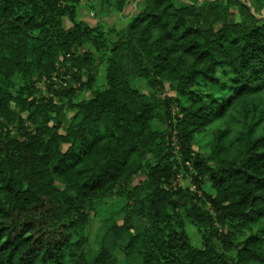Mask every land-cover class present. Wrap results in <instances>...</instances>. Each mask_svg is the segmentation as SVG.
I'll return each mask as SVG.
<instances>
[{
	"label": "trees",
	"instance_id": "1",
	"mask_svg": "<svg viewBox=\"0 0 264 264\" xmlns=\"http://www.w3.org/2000/svg\"><path fill=\"white\" fill-rule=\"evenodd\" d=\"M250 1L0 0V264H264Z\"/></svg>",
	"mask_w": 264,
	"mask_h": 264
},
{
	"label": "rangeland",
	"instance_id": "2",
	"mask_svg": "<svg viewBox=\"0 0 264 264\" xmlns=\"http://www.w3.org/2000/svg\"><path fill=\"white\" fill-rule=\"evenodd\" d=\"M233 12H234V15H235V13H236V9H233ZM82 15H83L84 18L91 20L92 23L95 22V20H94L92 17H89V15L86 14V12L84 11V9L82 10ZM101 79H103V80L105 81V79H104V75H102V78H101ZM103 80L98 81V85H99V86L102 85ZM138 82H139V83H138ZM133 84H134L135 86H139V88L143 89L144 92H147V91H148V88L146 87V83H145V82L140 83L139 80H135V81L133 82ZM85 96H89V95H85ZM72 115H73V112H67V113H66L65 124H68V121H69L68 119H69ZM212 131H213V129H211V130L209 131V133H207L204 137H203V136L201 137V140H202V141H201L200 143H202V146H203L204 143H206L207 141H209L210 136H211V132H212ZM198 148H199V144H198V146H197L196 149H198ZM187 231H188V234H189V236H190V239H191L192 243H193L195 246H199V243H200V239H201V238H200V236H199V234H198V232H197V229H196L193 225H188V227H187Z\"/></svg>",
	"mask_w": 264,
	"mask_h": 264
},
{
	"label": "water",
	"instance_id": "3",
	"mask_svg": "<svg viewBox=\"0 0 264 264\" xmlns=\"http://www.w3.org/2000/svg\"><path fill=\"white\" fill-rule=\"evenodd\" d=\"M205 0H200V2L202 3V2H204ZM208 1H215V0H208ZM243 2H245V3H247L252 9H253V7H252V3H251V1L250 0H242Z\"/></svg>",
	"mask_w": 264,
	"mask_h": 264
},
{
	"label": "built area",
	"instance_id": "4",
	"mask_svg": "<svg viewBox=\"0 0 264 264\" xmlns=\"http://www.w3.org/2000/svg\"><path fill=\"white\" fill-rule=\"evenodd\" d=\"M64 86H67V83H63Z\"/></svg>",
	"mask_w": 264,
	"mask_h": 264
},
{
	"label": "crops",
	"instance_id": "5",
	"mask_svg": "<svg viewBox=\"0 0 264 264\" xmlns=\"http://www.w3.org/2000/svg\"><path fill=\"white\" fill-rule=\"evenodd\" d=\"M135 8H136V6H135Z\"/></svg>",
	"mask_w": 264,
	"mask_h": 264
}]
</instances>
